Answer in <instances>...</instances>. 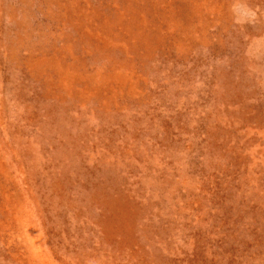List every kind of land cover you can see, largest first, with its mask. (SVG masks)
<instances>
[{
  "label": "rangeland",
  "instance_id": "obj_1",
  "mask_svg": "<svg viewBox=\"0 0 264 264\" xmlns=\"http://www.w3.org/2000/svg\"><path fill=\"white\" fill-rule=\"evenodd\" d=\"M0 264H264V0H0Z\"/></svg>",
  "mask_w": 264,
  "mask_h": 264
}]
</instances>
